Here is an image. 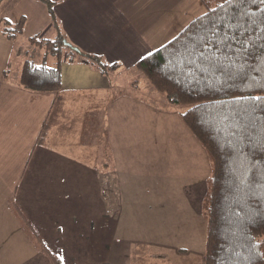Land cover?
I'll use <instances>...</instances> for the list:
<instances>
[{
  "label": "crops",
  "instance_id": "1",
  "mask_svg": "<svg viewBox=\"0 0 264 264\" xmlns=\"http://www.w3.org/2000/svg\"><path fill=\"white\" fill-rule=\"evenodd\" d=\"M48 1L54 4L58 28L43 0H0V27L7 36L0 35V40L5 39V45L16 43L19 35L30 27L34 28L33 37L55 40L62 35L68 45L85 53L98 54L108 64L120 65L113 73L134 70L142 58L172 41L206 13L200 0ZM14 15L15 18L19 15L20 19L13 27ZM21 20H24L22 31L13 32ZM43 32H46L45 37L41 35ZM33 37H29L31 43ZM5 59H0V111L7 102L12 104L19 98L31 109L38 106L40 133L55 94H39L21 87L17 77L10 79V63L8 57ZM110 80L86 62L64 61L59 93L64 107L60 123L53 129L70 126L69 140L78 144L81 154L100 152L108 141L114 151L111 162L114 167L111 164L109 169L118 174L121 142L117 141L122 135L118 131L127 117L119 118L123 109L114 108L118 96ZM147 105L150 108V104ZM110 107L113 108L110 110ZM137 110L148 113L145 105ZM157 151L160 158V148ZM144 156L150 157L142 153L141 160ZM116 202L114 210L105 200L103 180L95 165L48 143L41 146L35 143L14 191V206L22 222L9 224L6 221L5 204L6 215L0 216V264H50L40 249V242L57 255L62 264H170L152 252H136L135 242L120 238L117 214L120 200ZM9 226H15L17 231L10 234ZM11 242L14 247L9 250ZM169 255L174 260L181 257L176 253Z\"/></svg>",
  "mask_w": 264,
  "mask_h": 264
},
{
  "label": "trees",
  "instance_id": "2",
  "mask_svg": "<svg viewBox=\"0 0 264 264\" xmlns=\"http://www.w3.org/2000/svg\"><path fill=\"white\" fill-rule=\"evenodd\" d=\"M43 1L58 28L54 4ZM200 1L206 13L134 70L169 103L190 105L181 118L212 163L203 264H264V0ZM23 26L21 20L13 32ZM31 41L58 58L55 67L27 59L19 75L24 89L55 94L36 141L41 146L63 113V62H86L103 75L121 66L68 45L62 35ZM40 249L50 264H62L41 242Z\"/></svg>",
  "mask_w": 264,
  "mask_h": 264
},
{
  "label": "rangeland",
  "instance_id": "3",
  "mask_svg": "<svg viewBox=\"0 0 264 264\" xmlns=\"http://www.w3.org/2000/svg\"><path fill=\"white\" fill-rule=\"evenodd\" d=\"M15 17L16 21H11L13 27L20 19L19 15ZM0 31V35L4 36L3 27ZM45 33L41 35L45 37ZM33 35L34 28L30 27L19 35L16 43L5 45L6 40L1 39L0 59L8 57L11 80L17 77L18 81L27 59L32 58L39 65L45 61L49 67L58 63L56 56L29 41ZM36 37L41 39V36ZM45 56L47 59H44ZM75 57L79 59L76 54ZM105 76L110 77L118 96L114 108H117L116 111L123 109L119 118L123 120L127 117L118 131L122 132V139L117 141L121 142L118 145L121 149L119 173L109 169L114 151L108 141L100 152L81 154L78 144L69 140L67 132L52 129L46 143L95 165L101 174L109 206L115 210L116 200H120V210H117L119 236L135 242L136 252H152L158 259L170 264H203L207 241V179L213 166L206 149L181 118L190 105L169 103L165 95L155 90L147 78L136 70L111 72ZM140 105H145L148 113L137 110ZM37 107L31 109L19 98L12 104L7 102L1 110L3 114L0 113V216L5 217L6 205V221L9 224L17 220L22 222L14 206V191L39 134ZM158 146L160 158L156 155ZM142 153L150 157L144 156L142 161ZM116 196L119 197L115 199ZM11 231H17L16 227L9 226L8 232L13 234ZM25 231L28 232L26 227ZM12 242L8 245L9 250L14 247ZM174 253L181 257L174 260L169 255Z\"/></svg>",
  "mask_w": 264,
  "mask_h": 264
}]
</instances>
